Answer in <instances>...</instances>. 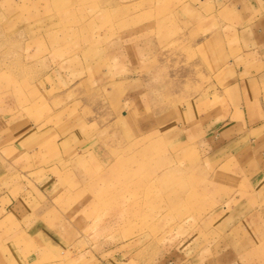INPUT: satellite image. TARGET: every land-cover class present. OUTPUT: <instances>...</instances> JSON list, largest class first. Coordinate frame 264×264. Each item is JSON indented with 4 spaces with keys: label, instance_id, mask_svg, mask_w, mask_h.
Returning <instances> with one entry per match:
<instances>
[{
    "label": "rangeland",
    "instance_id": "rangeland-1",
    "mask_svg": "<svg viewBox=\"0 0 264 264\" xmlns=\"http://www.w3.org/2000/svg\"><path fill=\"white\" fill-rule=\"evenodd\" d=\"M207 3L0 0V188L40 244L25 264H264L207 147L171 142L208 82Z\"/></svg>",
    "mask_w": 264,
    "mask_h": 264
},
{
    "label": "crops",
    "instance_id": "crops-1",
    "mask_svg": "<svg viewBox=\"0 0 264 264\" xmlns=\"http://www.w3.org/2000/svg\"><path fill=\"white\" fill-rule=\"evenodd\" d=\"M192 11L193 47L209 64L208 82L176 116L181 129L171 142L206 146L209 174L240 195L239 220L264 233V0H208ZM5 171L0 161V181ZM10 204L0 188V264H25L24 247L40 244L19 230Z\"/></svg>",
    "mask_w": 264,
    "mask_h": 264
}]
</instances>
